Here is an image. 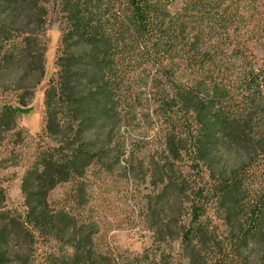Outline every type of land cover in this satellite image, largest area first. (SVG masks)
Returning <instances> with one entry per match:
<instances>
[{
	"label": "trees",
	"instance_id": "16d2710c",
	"mask_svg": "<svg viewBox=\"0 0 264 264\" xmlns=\"http://www.w3.org/2000/svg\"><path fill=\"white\" fill-rule=\"evenodd\" d=\"M53 13L59 55L40 134L49 145L21 177L20 207H7L0 188V264H126L102 250L97 221L83 214L87 188L103 174L141 179L135 145L118 128L131 125L138 101L158 95L180 117L168 118L169 164L149 207L161 204L184 247L212 244L220 255L212 264H230L217 226L208 229L214 203L217 218L238 220L234 252L256 239L264 262V0H0V88L19 76L22 91L16 106L0 107V145L5 132L8 141L19 134L17 120L44 77L39 35ZM184 156L186 176L171 164ZM64 183L71 190L52 207L48 195Z\"/></svg>",
	"mask_w": 264,
	"mask_h": 264
},
{
	"label": "rangeland",
	"instance_id": "374dc122",
	"mask_svg": "<svg viewBox=\"0 0 264 264\" xmlns=\"http://www.w3.org/2000/svg\"><path fill=\"white\" fill-rule=\"evenodd\" d=\"M46 18L47 22L51 23L46 31L39 35L40 44L45 46L44 77L35 87L28 109L17 120L19 134L8 141L12 132H5L6 138L0 145V188L3 190L4 204L7 207H20L21 177L33 162L37 149L49 145L48 140L40 137L45 119L44 89L55 72L54 63L59 55L61 26L57 20L58 16L54 13L48 14ZM14 35L15 33L10 34V36ZM19 79L21 77L18 76L14 82L0 88V107L6 104L16 106L18 97L22 96V91L17 90ZM140 90L143 98H149L148 86ZM141 100L138 101L140 106L136 107L137 113L131 120V125L126 127L123 124L118 128L120 134L129 132L125 133L126 144L135 145L133 154L136 162H142L141 179L137 182H126L115 173L113 176L103 174L100 179L96 177L90 186L88 185L87 192L91 198L83 214L97 221L96 237L99 238L102 250H111L117 259L126 261V264H136L134 257L144 251H147L149 257L141 264H200L203 260L206 264H212L214 258L220 256L212 244L198 246L195 249L184 247L175 235L178 225L168 223V217L160 211L161 204L156 207L154 203L156 200H151L152 204L149 207L147 203V196L162 189L160 180L165 174L163 167L169 164L166 163V154L163 153L164 136L168 133L166 132L168 118L173 116L178 119L180 114H171L172 111L161 102V95H158L155 101ZM152 110L155 111L152 112ZM172 110H176L175 107ZM171 164L175 167L178 164L180 173L188 175L190 161L187 156H184L181 162H171ZM71 186L72 184L64 183L54 188L48 195L49 204L53 207L61 202L71 190ZM187 204L184 201L183 206ZM218 214H220V207L214 203L211 204L206 216L210 222L208 229L212 230L217 226L218 239L224 245V252H227L229 257L231 253L234 254L229 263L264 264L262 254L257 256V251L263 246L256 239L251 240L248 246L241 245L239 250L242 252H234L235 250L231 247L233 243L230 232L238 226L236 225L238 220L231 216L229 220L226 217L224 221L217 218ZM188 218L185 215L181 221L184 222ZM209 251H213V254ZM40 252L41 250L38 253ZM249 253L251 256L247 261ZM33 264L45 263L42 257H36Z\"/></svg>",
	"mask_w": 264,
	"mask_h": 264
}]
</instances>
